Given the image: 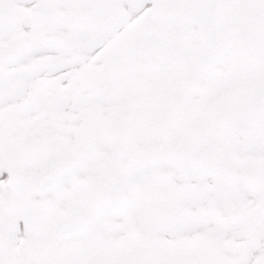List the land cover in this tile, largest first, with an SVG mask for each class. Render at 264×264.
Returning a JSON list of instances; mask_svg holds the SVG:
<instances>
[{"label": "snow or ice", "instance_id": "6c2138e0", "mask_svg": "<svg viewBox=\"0 0 264 264\" xmlns=\"http://www.w3.org/2000/svg\"><path fill=\"white\" fill-rule=\"evenodd\" d=\"M0 264H264V0H0Z\"/></svg>", "mask_w": 264, "mask_h": 264}]
</instances>
